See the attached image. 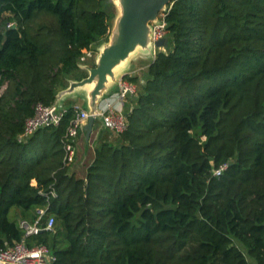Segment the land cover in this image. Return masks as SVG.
<instances>
[{"label":"trees","instance_id":"16d2710c","mask_svg":"<svg viewBox=\"0 0 264 264\" xmlns=\"http://www.w3.org/2000/svg\"><path fill=\"white\" fill-rule=\"evenodd\" d=\"M168 7L144 83L123 76L137 85L126 131L98 134L79 179L64 161L73 105L58 127L20 136L36 103L86 77L78 64L107 41L114 6L0 0V248L24 234L12 209L32 224L47 208L39 227L53 217V230L26 244L53 264H264V0Z\"/></svg>","mask_w":264,"mask_h":264},{"label":"water","instance_id":"95a60500","mask_svg":"<svg viewBox=\"0 0 264 264\" xmlns=\"http://www.w3.org/2000/svg\"><path fill=\"white\" fill-rule=\"evenodd\" d=\"M116 10L107 41L100 43L94 56V67L78 64L86 77L68 80L65 89L57 92L53 105L64 98L82 93L89 117L83 127L89 140L99 113L102 97L117 85L132 65L136 56L155 59V49L166 47L168 39L153 41V25L158 15L165 12L174 0H109Z\"/></svg>","mask_w":264,"mask_h":264},{"label":"built area","instance_id":"2783aa9c","mask_svg":"<svg viewBox=\"0 0 264 264\" xmlns=\"http://www.w3.org/2000/svg\"><path fill=\"white\" fill-rule=\"evenodd\" d=\"M169 7L165 12L159 15L157 23L153 25L152 37L156 42L160 39H165L167 35V24L165 17L168 14ZM155 49V55L156 50ZM90 56V55H87ZM4 87L0 88V94ZM136 95V87L126 79H120L117 83V90L109 99H105L101 103L99 113L96 117L99 119L101 127L110 131L114 135H121L127 129V120L122 109L126 100ZM33 115L27 118L24 122L23 131L20 138L22 140L29 139L40 129L48 127H58L64 115L66 108L61 105H44L36 103L33 106ZM74 117L69 122L64 135V161L72 164L75 156V143L79 133L83 131V127L89 117L88 111L74 104L72 107ZM225 166L213 171V175L219 176ZM53 195L54 192L52 191ZM47 208L38 210L39 217L34 223L29 224L25 221L19 222V227L24 230L22 239L11 246L0 248V264H53L55 257L50 252V249L45 245L27 246L28 237L38 234L42 230L52 231L54 227L53 217H49L44 225V228L39 227L42 216L46 213Z\"/></svg>","mask_w":264,"mask_h":264},{"label":"crops","instance_id":"0c3cea01","mask_svg":"<svg viewBox=\"0 0 264 264\" xmlns=\"http://www.w3.org/2000/svg\"><path fill=\"white\" fill-rule=\"evenodd\" d=\"M136 72L137 71L135 69L130 67V69L125 73V75H129V76H133L134 75L135 76ZM120 79H122V78H120ZM140 83H142V82H140ZM116 90H117V85H115L113 88H111V90H109L102 97V99L100 100L98 109L101 107L100 106L101 103L105 99L111 98V96L116 92ZM76 96H77V94L73 95L71 97H66L59 103L61 105H63L65 108H66L67 105L68 106L74 105L77 102L76 101ZM81 99L83 100V106L82 105H80V106L86 109L85 99H83L82 96H81ZM129 100H130V97H129L128 101ZM124 105L125 104H123V107H122L123 110H124ZM94 125H95V123H94ZM94 125H93V129H92L91 135L89 137V140L85 139L84 130L81 132L80 136L76 139L74 161H73L72 164H70V166L68 168V173L70 175L75 176L76 178H79V179H83L85 177L86 169L88 168V166L92 163V161L94 159V141L98 137V134L100 132H104L105 135L108 138L104 135L102 139L104 141H109V142H112L111 137L115 136L110 131L102 128L100 122H99V124L96 127H94ZM113 142H115V139L113 140Z\"/></svg>","mask_w":264,"mask_h":264},{"label":"rangeland","instance_id":"374dc122","mask_svg":"<svg viewBox=\"0 0 264 264\" xmlns=\"http://www.w3.org/2000/svg\"><path fill=\"white\" fill-rule=\"evenodd\" d=\"M115 9V8H114ZM114 13H115V15H116V10L114 11ZM159 15H161V13L159 14ZM159 15H158V18H159ZM165 39H167V38H165ZM161 51H164V48L163 47H161V48H159ZM97 51L98 50H95L94 51V53H89V54H91L89 57L86 55L85 57H84V60L83 61H80L79 62V64L80 65H83V64H86V65H92V63H94V56L96 55V53H97ZM157 51V50H156ZM150 61H153L151 58H141L140 56H136V58L135 59H133L132 60V65H131V67L133 68V69H135L137 72H136V76L140 79V81L139 82H142V83H144V81L143 80H141L142 78V76H143V74H145L144 72L146 71V69H147V67H148V64H149V62ZM130 69V68H129ZM83 72H84V70H82ZM123 79V78H122ZM134 85H135V87H136V89H137V85L134 83ZM81 96H83L82 95V93L81 92H79L78 94H77V96H76V104L78 105L79 104V106L80 105H82L83 106V100L81 99ZM113 134V133H112ZM111 134V135H112ZM110 135V136H111ZM114 135V134H113ZM118 136H113V137H111V140H112V142H113V140L114 139H116ZM113 143H116V140H115V142H113ZM15 209H12L11 211H10V214H9V218H10V220H12V221H15V222H18L19 223V221H18V219H16V217L14 216V213H15Z\"/></svg>","mask_w":264,"mask_h":264}]
</instances>
